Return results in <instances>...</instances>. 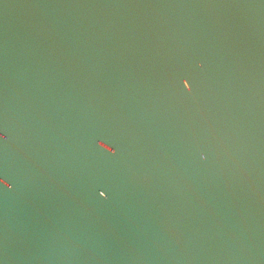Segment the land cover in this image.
Listing matches in <instances>:
<instances>
[{
    "label": "water",
    "instance_id": "water-1",
    "mask_svg": "<svg viewBox=\"0 0 264 264\" xmlns=\"http://www.w3.org/2000/svg\"><path fill=\"white\" fill-rule=\"evenodd\" d=\"M0 264H264V0H0Z\"/></svg>",
    "mask_w": 264,
    "mask_h": 264
}]
</instances>
